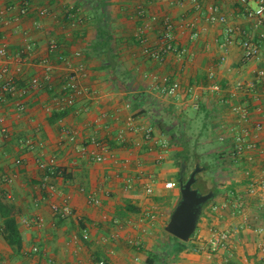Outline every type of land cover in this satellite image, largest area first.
Masks as SVG:
<instances>
[{"label": "crops", "instance_id": "crops-1", "mask_svg": "<svg viewBox=\"0 0 264 264\" xmlns=\"http://www.w3.org/2000/svg\"><path fill=\"white\" fill-rule=\"evenodd\" d=\"M195 1L34 0L28 13L16 20L21 0H0V16L9 18L8 23L0 21V45L5 43L9 54H17L26 38L32 40L35 59L48 57L58 64L53 72L55 82L65 73L61 57H74L85 65L81 82L88 89L57 120H51L57 110L45 109L56 95L49 86L31 88L22 96L25 111L9 113L10 135L0 136V196L13 205L21 249L17 251L7 242L4 217H0V264H97L100 259L106 264H148L149 252L157 246L166 248L170 236L163 228L180 198L175 152L181 145L177 142L188 137L198 116L203 120L200 130L212 133L219 142L221 122L231 120L226 99L234 102L230 98L233 85L252 79L256 69L264 66V14L260 22L246 15L247 9L256 7L254 0ZM211 6L226 14L225 22L206 20ZM44 7L48 13L40 17L38 11ZM141 8L148 15H169L175 20L177 40L187 50L183 56L169 53L159 61L144 52L145 46H156L161 26L156 23L151 28L150 16L139 15ZM96 9L98 17L93 14ZM192 21L193 30L180 25ZM142 26L144 43L138 31ZM230 27L236 31L233 42L225 46ZM193 31L199 32L197 38L192 37ZM247 36L260 43L259 60L243 58L240 42ZM53 39L59 47L48 52ZM6 58L0 56V67L7 63L13 69L15 64ZM210 66L215 67L223 85L220 92L212 91L206 81ZM22 68L19 87L34 74L43 75L38 65ZM164 76L178 87L176 95L161 91ZM130 116L134 119L131 126ZM140 126L151 129L150 139L144 137ZM67 130L75 133L74 141L66 138ZM121 132L124 139L119 137ZM25 137L40 145L22 149L19 140ZM260 137L264 141V118ZM92 138L100 144L92 143ZM220 144L227 155L226 145ZM92 151L100 153L102 160H95ZM51 156L58 168L52 178L57 193L47 202H37L38 158ZM228 161L234 173L231 184L219 187L217 196L203 207L187 248L175 260L155 264H264V254L258 248L264 235L256 231L259 226L264 228L263 197L246 194L248 179L243 166ZM254 168L258 171L260 164ZM11 174L14 180L5 182L4 176ZM148 176L153 179L151 193L144 184ZM127 178L133 180L130 187ZM168 181L177 185L167 188ZM239 195L244 198L245 213L233 206ZM91 197L101 203H91ZM52 202H66L73 213L62 216L51 208ZM223 202L226 206L212 208ZM37 217L43 218L42 224L32 221ZM26 218L31 220L29 224L24 222ZM215 229L233 230L227 249L210 250ZM136 238L139 246L129 242ZM34 247L38 249L34 251Z\"/></svg>", "mask_w": 264, "mask_h": 264}, {"label": "built area", "instance_id": "built-area-1", "mask_svg": "<svg viewBox=\"0 0 264 264\" xmlns=\"http://www.w3.org/2000/svg\"><path fill=\"white\" fill-rule=\"evenodd\" d=\"M34 0H21L18 6V15L15 16L16 20L20 19L21 15L28 13L30 3ZM154 1V0H151ZM195 1V0H193ZM241 3H246L249 0H239ZM256 2V7L254 9H247L246 15L250 18H258L259 22L264 14V0H254ZM195 6L200 9V3L195 1ZM48 13L46 7L39 9L38 15L41 17ZM139 15L143 18L147 17V12L145 9L141 8L139 10ZM73 13L70 14L72 17ZM151 19V28L153 24L159 23L161 26L159 28L158 41L155 47L149 48L145 46L144 52L150 55L152 58L162 61L165 56L169 53H175L177 56H183L186 53V48L177 40L176 36V26L175 20L169 16H163L162 18L157 15H148ZM227 19L226 14L219 11L218 6H211L206 13V20L210 22H225ZM0 21L3 23H8L9 18L0 16ZM38 23V20H37ZM74 25V23H71ZM181 26L189 27L194 29L195 23H180ZM140 40L145 42L144 32L145 27L139 28ZM236 28L230 27L227 30V36L225 38V46L233 42L234 34ZM199 32L193 31L192 37H198ZM262 39H264V34H262ZM242 55L245 60H259L261 58V46L251 37H246L240 42ZM59 47L56 40H51L48 44V52H53ZM35 48L32 40L26 38L23 49L21 53L9 54L7 45L2 43L0 45V56L7 57V62H13L15 64L14 68L11 69L7 63H4L0 67V136L1 138H7L10 135V127L7 125V117L10 112L22 113L25 111L26 106L22 100L24 96L31 88H37L42 86H49L51 89L55 90V96L52 102L46 105V110L51 112L53 110L62 111L66 108L72 107L76 101L88 92L86 86L81 82L82 77L85 75V65L83 62H76L74 57H61V64L64 66L65 73L58 78V82H55L53 72L57 65L52 62L48 57H39L35 59ZM80 53L77 52L76 56ZM224 57H221L223 60ZM25 64H32L33 66L38 65L41 70H43V75L34 74L28 80V83L19 87L17 80L19 74L22 72V67ZM206 81L208 86L214 92H220L223 89V85L219 82L217 71L214 66H210L206 72ZM55 82V83H54ZM161 91L167 95L173 96L177 94L178 87L175 84L169 83V78L164 76L162 78V84L159 85ZM158 86V87H159ZM192 88L190 89V91ZM264 97V66H260L256 69L255 74L252 79L248 81H236L233 85V90L231 91L230 98L234 100L231 102L230 99H226L228 102V111L231 114V120L221 122L219 127V134L217 138L219 142L226 145L227 155L229 160L236 165L243 166V172L248 179L246 194L250 196H262L261 207L264 212V141L260 137V132L263 128V118H264V104L262 103V98ZM195 107H198L195 104ZM255 113L259 116L255 117ZM133 117L128 118V125L131 126L133 123ZM139 130L143 132L146 139L151 138V129L143 126L139 127ZM66 138L70 141L75 140V133L67 130ZM124 139L123 132L119 136ZM91 142L99 145L95 138L91 139ZM35 144H39L32 137L20 138L19 146L22 149H32ZM163 149L166 148L167 144L164 143ZM103 148V146L101 145ZM85 152V148L82 149ZM93 158L97 161H101L103 156L95 151L90 153ZM162 155L160 154V158ZM256 163L260 164V169L255 170L254 165ZM38 167L41 170V177L39 183V195L35 199L37 202H47L52 196L57 193V188L52 182L53 176L58 173V168L56 164V158L51 156L49 158H38ZM13 174L5 175L4 180L7 183H11L14 180ZM140 177H142L140 175ZM127 186L133 185L132 178H127ZM145 188L148 193L153 191V179L148 176L145 181ZM175 181H168L165 183L167 188L176 186ZM244 198L239 195V198L233 203V206L238 209L240 213H245ZM90 202L99 205L100 199L96 197H91ZM226 202L213 204L212 208L218 210L226 206ZM51 208L54 211H60L62 216L73 213V209L65 202L63 205H59L56 202L51 203ZM151 217H154L151 215ZM142 221V218L140 219ZM31 220L27 218L24 222L29 224ZM32 221L38 224L43 223L42 217H37ZM259 234L264 235V228L259 226L256 228ZM233 234V230L229 229H215L213 231V237L209 242V247L211 251H218L219 249H227L229 246V239ZM86 235V234H85ZM116 237V235L114 236ZM129 242L135 246L140 245V239H129ZM259 250L264 254V237L258 243ZM34 251L38 248L34 247ZM60 264V263H57ZM97 264H106L103 259L98 260Z\"/></svg>", "mask_w": 264, "mask_h": 264}, {"label": "trees", "instance_id": "trees-1", "mask_svg": "<svg viewBox=\"0 0 264 264\" xmlns=\"http://www.w3.org/2000/svg\"><path fill=\"white\" fill-rule=\"evenodd\" d=\"M87 2H88V0H87ZM95 6L96 5H93V7H95ZM93 14L95 17H98V10L96 9ZM66 112H67V110L54 111L52 113L51 120H54V119L57 120L59 118H62L66 114ZM177 143L179 145H181V149L175 152V155L178 158L177 164H178L179 168L181 167L182 162L186 163L189 166V160H191V158H193V164H192V168H193V166H195L194 164L197 163L198 161L196 160V158H194L196 155L195 152L191 151V149H190L188 137L184 136ZM190 171H191V169H190ZM190 171L185 173V177H187L189 175ZM177 176H179V173H177ZM198 181H199V175H197V183L195 184V186H197ZM209 181L212 184V187H209L206 189L201 187V191L206 193V192L212 190L214 192V198H215L217 196V194L219 193L220 189L215 184V182L212 180V178H210ZM202 184L204 187V182ZM207 204H205V205H207ZM129 207H131V205H129ZM132 209L134 210L135 208H132ZM0 217L1 218L4 217L3 234L5 235L7 242L11 246H13L17 251H19L21 249V237H20L19 227L17 224V219H16V216L14 214V208L10 202H8L6 199L2 198L1 196H0ZM163 233L168 234L169 236H173V235L169 234L167 231H165L164 228H163ZM173 237L176 239V241L174 243L171 242V240L169 242H167L166 252L161 250L160 249L161 247L157 246L155 248L154 252L152 251V252L148 253L146 262L148 264H155L157 261L164 263L170 259L175 260L178 257L179 253L182 252L185 248H187L188 242L182 241L175 236H173ZM170 247L172 248L171 250H169ZM157 253H159V254H157ZM160 254H162V255H160Z\"/></svg>", "mask_w": 264, "mask_h": 264}, {"label": "rangeland", "instance_id": "rangeland-1", "mask_svg": "<svg viewBox=\"0 0 264 264\" xmlns=\"http://www.w3.org/2000/svg\"><path fill=\"white\" fill-rule=\"evenodd\" d=\"M194 122L195 126L191 127L190 129L191 133L188 135V142L190 144L191 151H194L196 154L194 158H196V160L198 161L194 165L199 164L202 168L198 173L199 181L197 185H200V187L205 189L212 187V184L209 181L210 178H212V180L218 187H223V185H230V181L234 176V173L232 170L233 167L228 161L229 156L223 154L221 147L219 146L221 145L220 142H218L214 138L212 133L205 131L203 132V130H200L199 125L203 122V120L199 116L194 120ZM200 131H202V133ZM192 164L193 158L189 160V166L186 167L185 173L190 171V169L193 170L195 166H193L192 168ZM203 182L204 187L202 184ZM170 240L173 243L176 241L173 236H170ZM160 249L166 252L165 246H162ZM171 249L172 248L170 247L169 250Z\"/></svg>", "mask_w": 264, "mask_h": 264}, {"label": "water", "instance_id": "water-1", "mask_svg": "<svg viewBox=\"0 0 264 264\" xmlns=\"http://www.w3.org/2000/svg\"><path fill=\"white\" fill-rule=\"evenodd\" d=\"M186 163L179 170L178 185L180 198L172 210L165 230L182 241H189L196 231L204 205L214 197L212 190L202 193L195 184L197 175L202 169L196 164L189 175L185 177Z\"/></svg>", "mask_w": 264, "mask_h": 264}, {"label": "flooded vegetation", "instance_id": "flooded-vegetation-1", "mask_svg": "<svg viewBox=\"0 0 264 264\" xmlns=\"http://www.w3.org/2000/svg\"><path fill=\"white\" fill-rule=\"evenodd\" d=\"M195 187H197V188L199 189V191L202 192V191H201V187H200V185H199V186L197 185V186H195ZM202 193H205V192H202Z\"/></svg>", "mask_w": 264, "mask_h": 264}]
</instances>
